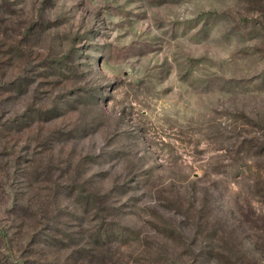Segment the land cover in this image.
<instances>
[{
  "label": "rangeland",
  "instance_id": "374dc122",
  "mask_svg": "<svg viewBox=\"0 0 264 264\" xmlns=\"http://www.w3.org/2000/svg\"><path fill=\"white\" fill-rule=\"evenodd\" d=\"M0 264H264V0H0Z\"/></svg>",
  "mask_w": 264,
  "mask_h": 264
}]
</instances>
